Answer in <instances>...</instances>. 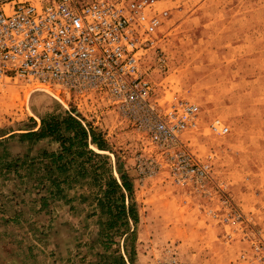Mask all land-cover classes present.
Wrapping results in <instances>:
<instances>
[{"label":"rangeland","instance_id":"rangeland-1","mask_svg":"<svg viewBox=\"0 0 264 264\" xmlns=\"http://www.w3.org/2000/svg\"><path fill=\"white\" fill-rule=\"evenodd\" d=\"M159 5L169 18L141 71L159 105L187 101L198 108L196 130L181 138L210 165L214 184L204 192L176 185L165 157L146 135L97 95L71 97L54 87L2 80L0 140L37 127L38 116L57 106L73 111L102 135L107 151L90 147L106 158L98 169H111L118 182L119 173L125 177L130 194L124 193V207L131 206L136 220L108 230L109 216L95 202L101 192L90 182L72 184L51 198L35 177L2 172L0 264H119L118 256L124 264H244L240 255L247 250L248 229L223 220L220 200L226 197L254 230L264 231V0H160ZM40 86L57 99L31 93ZM213 120L227 133L211 134L207 126ZM4 146L27 157L49 148L42 142L30 150L15 140Z\"/></svg>","mask_w":264,"mask_h":264},{"label":"built area","instance_id":"built-area-1","mask_svg":"<svg viewBox=\"0 0 264 264\" xmlns=\"http://www.w3.org/2000/svg\"><path fill=\"white\" fill-rule=\"evenodd\" d=\"M160 0H0V82L54 87L71 97L97 95L116 115L146 135L176 185L205 191L210 165L199 161L181 135L197 128L198 108L187 101L159 105L141 71L145 53L169 18ZM159 56L157 55V58ZM157 61L162 62L160 57ZM208 131L227 128L213 120ZM217 191L219 189L216 187ZM225 221L243 223L244 264H264V231L226 197ZM264 211V206H262Z\"/></svg>","mask_w":264,"mask_h":264},{"label":"trees","instance_id":"trees-1","mask_svg":"<svg viewBox=\"0 0 264 264\" xmlns=\"http://www.w3.org/2000/svg\"><path fill=\"white\" fill-rule=\"evenodd\" d=\"M29 121L34 123L32 119ZM10 140L27 144L30 150L42 142L49 148L34 150L32 157L12 155L4 146ZM0 146V174L13 173L20 178L18 174L21 171L25 176H33L36 186L51 198H59L63 190L72 184L90 182L97 185L101 192L100 199H95V202L99 211L109 216L106 223L108 230L116 223H135L136 215L131 206L124 207V193L130 194L125 177L119 173L118 182L112 177L111 169L101 172L98 165L102 167L106 164V158L90 148L107 151L102 135L84 124L73 111L57 106L52 112L38 116L37 127L34 125L22 133L1 139ZM44 199L41 198V202ZM118 258L119 264H124L123 259L120 256Z\"/></svg>","mask_w":264,"mask_h":264},{"label":"bare ground","instance_id":"bare-ground-1","mask_svg":"<svg viewBox=\"0 0 264 264\" xmlns=\"http://www.w3.org/2000/svg\"><path fill=\"white\" fill-rule=\"evenodd\" d=\"M43 86V85H42ZM33 92H42V93H47V94H51V95H54L52 97H55V99H57L58 96H56L55 94H53L50 89H48L47 87H37L36 89H34L33 91H31V93ZM30 96V95H29Z\"/></svg>","mask_w":264,"mask_h":264}]
</instances>
